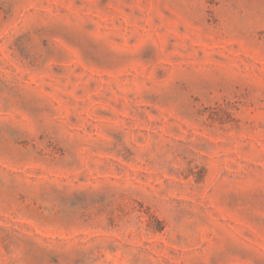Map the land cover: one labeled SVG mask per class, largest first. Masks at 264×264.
Wrapping results in <instances>:
<instances>
[{
    "label": "rangeland",
    "instance_id": "1",
    "mask_svg": "<svg viewBox=\"0 0 264 264\" xmlns=\"http://www.w3.org/2000/svg\"><path fill=\"white\" fill-rule=\"evenodd\" d=\"M0 264H264V0H0Z\"/></svg>",
    "mask_w": 264,
    "mask_h": 264
}]
</instances>
